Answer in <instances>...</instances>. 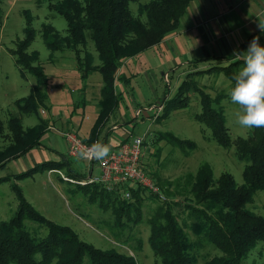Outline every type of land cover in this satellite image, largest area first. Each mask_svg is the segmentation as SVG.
<instances>
[{"label":"trees","instance_id":"16d2710c","mask_svg":"<svg viewBox=\"0 0 264 264\" xmlns=\"http://www.w3.org/2000/svg\"><path fill=\"white\" fill-rule=\"evenodd\" d=\"M141 1L45 0L47 9L66 22L64 36L50 24L42 25L41 35L50 52L49 61H53V54L57 52L70 51L81 78L85 79L95 71L102 77L97 119L90 136L83 139L88 145L97 141L103 143L98 137L119 107L120 94L116 92V85L127 82V78L118 73L121 66L176 32L194 0H148L144 4ZM131 3L137 4L138 17L132 14ZM1 5L2 0L0 26ZM24 14V38L11 56L21 76H32L35 83L30 95L16 101L19 116L11 115L8 119L7 128L12 138L9 146L0 147V169L40 147L47 129L44 121L25 130L20 122L22 115H36L38 108L44 105L47 95L43 90L48 84L36 53L27 52L35 39V31L31 15L28 11ZM141 16L144 20L140 19ZM252 37L263 39L264 33L258 32ZM88 42L94 47L98 65L94 64L90 53H85L83 59L79 55ZM227 60L231 61L232 57ZM240 67H243L242 60L215 69L224 72L234 85L233 76ZM200 73L203 71L187 74V80ZM183 87L200 96L201 112L196 115V120L210 130L212 139L220 147L232 148L221 106L224 99L230 98L228 94L220 93L212 98L193 79L183 82ZM186 93L177 92L174 98L163 101L156 118L187 107L189 98ZM161 136L176 145L194 147L190 141L182 142L168 134ZM234 150L237 159L244 163L242 185H237L227 172L215 178L208 164H202L194 177L188 176L183 187L178 184L159 186L152 180L165 201L137 184L118 186L112 192L99 183L76 185L79 189L87 188L89 197L98 199L104 213H110L106 224L114 237L121 241L119 244H124L126 234H130L140 250L142 246L140 237L136 236V226L145 224L149 229L148 243L161 264H245L250 251L264 240V218L247 209L254 193L264 191V127L249 129L246 137H238ZM63 165H66L63 160L49 161L42 167L51 171L59 170ZM82 179L85 178L79 180ZM11 189L18 206L10 219L0 220V264H137L130 254L120 253L115 248L98 249L82 241L70 228L57 225L40 214L27 202L15 183L11 184ZM124 191L130 193L128 199L124 198ZM123 230L128 232L124 234ZM208 246L217 249L220 255L199 262L196 251Z\"/></svg>","mask_w":264,"mask_h":264},{"label":"rangeland","instance_id":"374dc122","mask_svg":"<svg viewBox=\"0 0 264 264\" xmlns=\"http://www.w3.org/2000/svg\"><path fill=\"white\" fill-rule=\"evenodd\" d=\"M146 2L148 0L141 1L142 4ZM214 3L212 9L217 10L218 3L215 1ZM130 9L132 14L138 17L137 4L131 3ZM1 10V148L11 143L12 135L8 131L7 123L11 115L19 116L16 101L30 95L35 83L32 76L27 74L21 76L11 56V52L18 49L19 42L24 38L25 11L31 15L32 28L35 31V39L27 52L36 53L48 77V84L43 90L47 100L38 108L36 115H22L20 118L24 130L40 121L47 122L46 134L41 140V146L0 169V179L3 180L0 182V220L10 219L17 210L18 202L11 189V184L15 183L20 187L27 202L40 214L57 225L70 228L82 241L98 249L115 248L120 253L130 254L137 264H161L150 248L149 229L145 224L136 226L138 230L136 236L141 240L140 250L131 240L130 234H126L127 230H123L126 234L122 242L124 244H119L121 241L114 237L111 228L106 224L110 213L107 212V216L100 201L89 197V191L86 193L87 188L79 189L76 185L80 178L88 177L86 162L81 158H68L64 150L65 145L56 133V131H70L82 140L89 134L97 119L96 105L103 85L100 73L95 71L87 78H81L73 53L70 51H64L63 54L57 52L53 54V61H49L50 52L41 35L42 25L50 24L61 36H64L66 22L47 9L45 0H2ZM229 17L232 21H236L233 15ZM140 19L144 20V16ZM162 48L164 49L153 47L146 50L128 59L119 69L118 73L127 78V82H118L116 85V92L120 94V103L116 115L107 123L111 133L109 144L114 146L116 141L126 137L130 140L145 137L141 167L159 186L178 184L183 187L187 177H194L202 164L211 167L215 178L227 172L233 176L237 185H242L244 163L237 159L234 147L235 140L238 137H246L249 129L242 128L236 123L237 113L241 111L239 105L233 104L230 98L224 99L221 103L232 142V148L224 149L212 139L210 130L195 118L201 112L199 94L182 88L183 82L193 79L197 86L212 98L220 93L228 94L233 86L232 81L224 72L215 68L227 67L231 64L230 61L216 57V59L208 58L192 63L195 60L186 51L184 44L178 46L176 50L175 47L172 48L174 50L172 58L170 52L173 50L169 49V52H166L165 47ZM87 52L92 55L94 64L98 65L99 60L91 42L81 48L80 57L83 59ZM214 53L219 54L217 50H214ZM172 59L177 60L176 64H170L169 61ZM186 60L187 62H184ZM194 71H203V73L187 80V74ZM164 74L168 80L164 79ZM180 91L187 92L186 96L189 98L187 107L158 119H153L154 117L151 116L143 120L141 117L133 120L138 110L161 104L165 100L174 98ZM113 124L119 127L112 130ZM49 127L55 131L50 130ZM161 134L171 135L182 142L190 141L194 143V147L187 144L176 145L162 138ZM62 160L66 165L55 172L42 167L45 162L57 163ZM34 168L36 169L32 170ZM98 174V167H94L92 175ZM247 209L264 218V191L254 193ZM196 255L199 262H203L220 255V252L208 246L197 250ZM245 264H264V240L258 242L250 251Z\"/></svg>","mask_w":264,"mask_h":264},{"label":"crops","instance_id":"0c3cea01","mask_svg":"<svg viewBox=\"0 0 264 264\" xmlns=\"http://www.w3.org/2000/svg\"><path fill=\"white\" fill-rule=\"evenodd\" d=\"M214 1L218 3V7H216L217 10L212 9L215 5ZM230 15L236 18L235 22L231 20L229 17ZM257 17H264V0H194L188 6L181 20L179 29L170 34L156 47L162 50L164 49L162 47H165V51L169 52V49L175 47L174 50H176L178 46L180 47L184 44L186 51L190 54L192 59L196 61H204L208 58L216 59V57L222 59L232 57L230 63L238 60L243 61V56L237 52H244L249 42L254 38L252 36L261 32L257 28ZM259 43L264 46V38L259 39ZM174 50L170 52L171 58L174 55ZM214 50H217L219 54L216 55ZM169 62L173 65L176 64L177 60L172 59ZM184 62H187V60ZM173 69L174 67L171 68V71H173ZM163 77L165 80H168L166 74H164ZM158 106H160V104L150 105L138 110L134 114L133 120L140 117L142 120L144 118H149V114L146 110ZM115 115L116 111L110 119ZM107 123L98 137L104 144L109 145L111 149H115L122 144L131 142V140L126 137L116 141L114 146H111L109 144L111 133ZM118 127L119 126L116 124H113L112 130H116ZM89 136L90 132L86 137H83V139Z\"/></svg>","mask_w":264,"mask_h":264},{"label":"built area","instance_id":"2783aa9c","mask_svg":"<svg viewBox=\"0 0 264 264\" xmlns=\"http://www.w3.org/2000/svg\"><path fill=\"white\" fill-rule=\"evenodd\" d=\"M161 108L162 106L148 108L146 112L149 114V118L152 116L154 117L153 119H155L160 114ZM49 129L54 130L51 127H49ZM56 133L64 142L65 154L68 158H79V152L81 150H87L91 147V145L86 144L73 132L56 131ZM144 141L145 137L133 138L130 143L122 144L115 149L110 148L109 156L104 161L83 159L88 165L89 175L87 178L79 180L78 184L87 185L99 183L102 184L108 192L116 190L118 186L137 184L159 195L161 201H165V197L160 194L158 187L141 167L142 146ZM94 167H98L99 169V174L97 176L92 175ZM55 171L56 170H51V172ZM123 195L126 199L130 197L128 191H124Z\"/></svg>","mask_w":264,"mask_h":264},{"label":"clouds","instance_id":"9594fccd","mask_svg":"<svg viewBox=\"0 0 264 264\" xmlns=\"http://www.w3.org/2000/svg\"><path fill=\"white\" fill-rule=\"evenodd\" d=\"M257 20V28L264 33V17ZM237 53L243 56V67L234 74V85L228 91L231 102L241 109L236 123L246 129L264 127V46L254 37L244 52ZM109 153V145L97 141L81 150L79 158L104 161Z\"/></svg>","mask_w":264,"mask_h":264}]
</instances>
